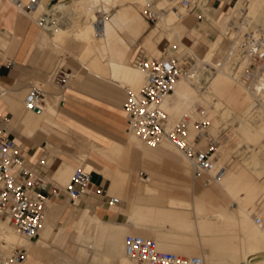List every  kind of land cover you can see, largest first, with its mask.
Returning a JSON list of instances; mask_svg holds the SVG:
<instances>
[{
  "label": "bare ground",
  "instance_id": "6f19581e",
  "mask_svg": "<svg viewBox=\"0 0 264 264\" xmlns=\"http://www.w3.org/2000/svg\"><path fill=\"white\" fill-rule=\"evenodd\" d=\"M112 1L116 0H69L50 5L49 0H41L35 10L26 14L35 23V17L39 13H50L52 22L46 30H39L52 42V39H56L60 45H64L66 41H75L80 48L82 62L95 61L98 65L104 62L111 79L135 86L136 89L142 79L144 83L143 70L136 65L111 61L106 55L104 43L107 24L104 26L103 20L104 14L110 12L109 4ZM145 1L152 8L151 16L156 20L159 18L160 23L155 27L158 33L156 50L162 53L166 48L162 42L169 43L177 37V25L187 11L184 13L182 6V9L175 7L173 0H164L160 3L163 7L158 9L150 0ZM190 2L194 7L197 3L208 7L207 0ZM165 7L168 12L159 11ZM79 9L84 17H81L78 23H72L71 16H76L75 10ZM97 10L100 12H96ZM98 18L101 19V25L96 33L93 22ZM75 19L73 21H76ZM70 24L72 27L68 26ZM218 24L223 26V31L213 37L207 50L200 55L192 53L191 57L195 60L192 66L193 74L180 75L172 91L160 101V107L167 113V129L172 128L183 115L188 114L189 118L183 120L186 122L189 138L196 133L194 119L208 121V134L213 133L217 137L222 133L220 139L218 138L220 142L216 149V164L223 168L213 180L228 198L237 200L234 211L228 210L226 205H223L225 202L215 201L213 196H208V201L201 188L197 191L191 189L190 199L170 197L163 206L133 202L124 209L129 217L124 222L103 219L99 216L101 214L97 215L98 212H91L84 207L68 223L54 228L50 221L52 219L48 217V220H44V215L34 242L19 234L8 219L3 217L0 219V248L5 254L18 245L25 253L22 264H78L88 255L85 248L88 247L91 248V254L87 258L89 263L86 264H129L132 259L123 251L122 234L126 231L153 238L162 250L186 256L197 254L204 264H264V61L254 66V77L244 80L242 75L251 60L239 47L240 42L245 41L251 45L260 44L259 52L264 51V0H233ZM224 36L229 38L231 43L219 60H213ZM186 49L190 50L187 47ZM99 67L104 71L102 66ZM138 90L128 92L137 93ZM47 98L51 99L48 96ZM43 101L42 97L39 108ZM45 110L48 111V108ZM132 133L134 135L131 136ZM132 133L129 135L130 140L137 146H140L141 142L151 146L167 144L177 150L183 158L182 167L179 168H182L181 173L184 174L188 170L184 160L191 166L189 160L166 138L162 137L152 144ZM136 137L141 142L136 141ZM204 141L205 138H202L201 143ZM88 147L113 158L119 151L122 153V147L113 142L106 146L98 141H88ZM125 148L122 149L123 153ZM76 153L81 160L84 154L79 151ZM119 153L118 156L121 155ZM116 166L114 162L109 161L100 171L110 178L108 191L116 193L119 199L124 200L127 191L124 185L128 179L125 176L120 178L121 171ZM144 190L155 191L147 185ZM255 215L260 219L259 222L255 221ZM92 224V231L80 239L85 246L77 248L74 257L57 251L55 242L59 235L69 230L82 235Z\"/></svg>",
  "mask_w": 264,
  "mask_h": 264
},
{
  "label": "crops",
  "instance_id": "0c3cea01",
  "mask_svg": "<svg viewBox=\"0 0 264 264\" xmlns=\"http://www.w3.org/2000/svg\"><path fill=\"white\" fill-rule=\"evenodd\" d=\"M218 1L219 4H223L221 7L218 4V7L211 10L208 7L204 9L206 12L210 10L209 16L212 15V18H218L217 24L229 6L227 9L222 8L233 0ZM139 2L138 0L125 1L104 14L103 24L104 26L107 24L105 51L107 58L111 61L133 65L132 51L138 39L140 47L146 46L153 51L156 48L158 33L155 27L157 20L155 19L152 26L147 28L146 20L140 16L137 10ZM49 4L58 3H52L49 0ZM194 12H196L195 9L192 13H185L183 21L181 20L179 26L177 25V37L170 41L172 44L181 45L179 49L181 56H187V54L191 56L193 52L200 55L207 50L213 40L203 34L195 45L186 42L189 39L187 32L189 31L190 34L195 30V28H190V18ZM73 16L75 14H72L71 17ZM71 19L74 23L75 18ZM103 32H105V27ZM0 45L2 46H0V111L6 116L5 128L9 136L16 142L25 164L32 169L34 174L38 173L36 163L43 160L42 173L47 181L48 191L57 192L56 195H50L48 201L51 207L48 211L49 219H52L50 221L54 224V228L68 223L84 207H87L91 212H98L97 215L101 214L99 216L103 219L124 222L127 218L124 209L133 202L163 206L170 197L189 199L170 193L163 195L159 193L158 178L154 176L156 169L152 167V160L160 158L161 154L173 156L178 164L180 162L179 169L182 167L181 161L183 160L181 159L183 158L178 157L176 151L166 145L151 146L141 142V145L137 146L131 142L130 132L125 131L127 130L126 114L119 105L122 88L126 87L128 92L129 85L111 79L104 62L99 63L104 71L95 61L82 62L80 60L81 51L75 41L69 40L64 45L52 42L27 14L18 11L7 0H0ZM186 47L190 50H187ZM61 49L68 51L82 68L76 73L80 80L71 81L67 89L64 90V95L62 93L63 98H61L60 91H51V93L44 91L41 108L26 111L22 101L29 83L33 82L32 80L36 77L44 78L46 75H50L60 59V54L57 52H62ZM76 50L78 51L76 52ZM165 50L166 48L162 53ZM84 77V81L93 88L94 93L80 89ZM47 96L53 99L51 100ZM65 98H67V103H64ZM43 107L48 108V111ZM52 111L54 112L52 113ZM124 131L126 136L123 138ZM88 141H98L106 146L113 142L119 144L122 149L128 147L124 150L125 154L121 149L122 153L118 152L121 155L118 156L117 153L113 158L92 150L88 147ZM77 151L84 154L81 160ZM109 161L114 162L115 166L117 164L116 168L121 171L120 178L125 176L128 183L131 173L136 171L137 166L141 165L148 171V175L142 177L144 182L135 181L132 183L131 189L127 187L125 199H119L120 201L118 200L114 205L109 204L107 200L109 195H113L108 191L110 178L104 176L100 171ZM79 163L89 167L87 170L90 173V184L88 190L72 202L64 187L71 175V169ZM181 169L180 171H182ZM125 171L129 174L127 175ZM145 185L155 191L145 192ZM208 186L201 190L210 192L207 189ZM65 234L66 242L69 240L74 242L77 235L74 230H69Z\"/></svg>",
  "mask_w": 264,
  "mask_h": 264
},
{
  "label": "built area",
  "instance_id": "2783aa9c",
  "mask_svg": "<svg viewBox=\"0 0 264 264\" xmlns=\"http://www.w3.org/2000/svg\"><path fill=\"white\" fill-rule=\"evenodd\" d=\"M8 1L25 14L35 10L41 2V0ZM178 1L188 13L195 9L191 6L190 0ZM145 14L147 18H153L150 9H145ZM52 20V15L47 12H41L35 17V23L41 30H46ZM100 25V18L94 20L96 33L99 32ZM239 47L251 60V64L245 68V74L242 75L244 80H249L255 76L254 66L263 63L264 51L259 52L260 44L251 45L245 41H241ZM191 60L192 57L189 55L183 58L148 56L139 49L132 62L143 70L144 83L137 93L127 92L122 109L126 114L128 131L152 144L162 137L166 138L189 160L193 175H203L208 182L217 177L223 168L216 164L218 141L209 138L208 121H195L196 133L189 138L187 125L183 119L167 129V113L160 107V101L172 91L179 76L185 73L193 74ZM69 75L70 72L62 66L51 73L52 81L60 87L66 84ZM43 95L41 83L30 82L22 101L24 109L38 110ZM5 122L6 116L0 111V217H6L11 226L23 237L32 239L37 236L41 227L49 196L56 195L57 192L48 191L47 181L42 173L43 160L36 163L37 174L25 164L16 142L6 131ZM202 138L206 139L204 145L201 144ZM89 184L90 173L76 166L64 190L74 202L88 190ZM107 200L109 204L114 205L119 198L109 195ZM259 220L256 217L255 221ZM123 251L135 264H204L202 258L197 255L186 256L159 249L153 238L139 234L127 233L123 236ZM24 257L25 253L19 247L13 248L7 254L0 248V264H22Z\"/></svg>",
  "mask_w": 264,
  "mask_h": 264
},
{
  "label": "rangeland",
  "instance_id": "374dc122",
  "mask_svg": "<svg viewBox=\"0 0 264 264\" xmlns=\"http://www.w3.org/2000/svg\"><path fill=\"white\" fill-rule=\"evenodd\" d=\"M55 1L56 0H54V2ZM125 1H129V0H116V1H112L111 3L109 2L112 5V6H110V4H109V7L113 8L115 4L124 3ZM150 1L152 2V4L155 5L156 9L163 7L162 4H160V3H162L164 0H150ZM196 1H198V0H196ZM113 2H114V4H112ZM172 2L174 3L175 7L179 8V9L181 8V5H180L178 0H173ZM55 3H58V4L63 3V0H60L59 2H55ZM148 4L149 3H147V1L144 2V0H141L139 2L138 7H137V10H138L140 16L144 20H146V22H147V28L151 27L153 22L155 21V18L149 19V18H147L146 14H145V9L148 8V9L152 10V8ZM218 4H219L218 0H209L207 6L211 10V9H213L215 7H218L217 6ZM231 4H232V2L229 5L228 4L225 5V7H223L222 9H227V7L230 6ZM222 5L223 4H219L220 7ZM203 8L206 9L207 8L206 5H202L200 3H197L196 7H195L196 12H194L192 17L190 18V21H191L190 28H195V30L192 33H190V34H189V31L187 32L188 35H189V39H187L186 42H188V44L195 45L198 42V40H200V38L202 37L203 34H206L209 38H213L216 34H219L221 31H223V26H221V25L216 23L218 18L217 17L216 18H214V17L212 18L211 16H209L210 10H209V12H206V11H204ZM182 10H183L184 13L186 12V10H184V9H182ZM159 11L168 12V9L165 7L163 9H161V10L159 9ZM75 12H76V16H73V18H76L75 19L76 21H74V23H78L79 20L81 19V17H84V15H83V13L81 12L80 9L79 10H75ZM96 12H100V11L97 10ZM189 13H192V12H189ZM169 17H170V15H169ZM169 17L166 19L167 21L169 20ZM158 19L159 18H157L156 25L160 23ZM70 27H72V25ZM48 39H49V37H48ZM52 40H54V43L57 42L56 39H52ZM138 40L135 42L136 43L135 46H133L132 56H134L139 49H142V51H144L146 53V55L153 56V57L165 56L166 54H168L169 56H176V57L181 56V54L179 53V49L181 48V45H179L178 43L172 44L170 42L168 44V46L166 47L165 52L159 53L156 50V48H154V51H153V49L146 48V46L144 48L140 47L139 43H138ZM167 43H168L167 41H164V42H162V45L166 46ZM230 43H231L230 39L226 38V36H224L222 41H221V44L219 46L218 52H216L215 55L213 56V60H216V61L219 60V58H221V56L223 55V52L228 48ZM65 44H67V41L65 42ZM142 45H144V44H142ZM77 51L78 50H76V52ZM184 51H186V49H184ZM57 53L60 54V59L58 60V62L55 65V67L53 68L52 72H54L55 69L58 68L59 66H62L63 68L67 69L70 72V76H69V80H68L66 86H64L62 88V87L58 86L57 84H55L52 81V76H51L52 72L50 73V75H46L44 78L36 77L32 81L34 83L40 82L41 86H42V89L44 91L48 90V91H52L53 92V91H56V89L58 91H61V98H63V95H64L63 92H64L65 89H67V87L69 86L71 81L74 80V79L78 80V81L80 80V78L77 77L76 73L82 68H80V66L77 64V62H75V60L70 56L68 51L62 50V52H57ZM184 56H186V55H183L180 58H183ZM131 61H133V57H132ZM190 63L191 64L195 63V60H194L193 57H192V60H191ZM85 77L82 79V83L80 84L81 85L80 89L83 90V91L89 92V93H94L95 91H93V88L89 87L86 84V82L84 81ZM142 81H143V79L140 81L141 83L136 85V89H135V86L129 85V90H131L133 92H136L140 88V86L142 85V83H143ZM62 93H63V95H62ZM127 95H128L127 94V88L123 87L122 88V98L120 99V102H119L120 103L119 104L120 108L122 107L123 101L127 98ZM98 102H100V101H98ZM64 103H67V98L64 99ZM56 104L58 105V103H56ZM100 104H103V103L100 102ZM197 109L199 110L200 108L197 107ZM183 116H182L183 117L182 119H185V118L188 119L189 118L188 114H185ZM182 119H180V120H182ZM195 121H196V119L193 120V124H194ZM172 126H174V125H172ZM167 127H169V126H167ZM125 131L128 132L127 130H125ZM125 131L122 134L123 138L126 136V132ZM131 133L132 132H130V134ZM221 134H219L217 137H215V134L211 133V134H208V136H209V138H213L215 140H218V145H219V142H220L219 139H220V135ZM132 135H134V134L132 133L131 136ZM211 135H214V136H211ZM137 138L138 137H136V139ZM72 139L74 140V137H72ZM138 140L141 142V140L139 138L136 141H138ZM205 142H206V139L201 144L204 145ZM229 143L232 144L231 141ZM164 145H167V144H164ZM167 147H169L170 149L174 150L171 146L167 145ZM175 151H176V154H177L178 157L181 156V154L179 152H177V150H175ZM152 162H153V164H152L153 166L152 167L154 169H156L154 176L158 178V183H159L158 187H159V193L160 194L163 195V194H169L170 193L171 195L184 196V197L190 199V194H189L190 187H191V189H194L195 191H197L198 189L206 187V186L209 185L208 186V190H210V192H204V195H203V196H205V198L208 201H210V199H208V196H213L215 201H217V202H221L222 201L221 203L225 202L226 204L223 203V205H226L228 210L231 209L230 210L231 212H233L235 207L237 206V204H238L237 200L228 198L223 193V191L216 185L215 180H213V179L209 180L208 181L209 184H208L206 179H205V176H203V175L194 176L193 173H192L191 166H189L188 163L185 160H184V163H185V165H186V167L188 169L187 170L188 172L187 171L184 172V175H181V171L178 169V161L173 156H169V155H166V154H161L160 158H155V159L152 160ZM77 166H79V167H81V168H83L85 170L89 169L88 166L83 165L81 163H79ZM73 169H71V170H73ZM140 172H143V173L140 174ZM147 175H148V171L145 168H143L141 165H139V166L136 167V171L131 173V178L129 180V183L127 182L124 186L128 187V189H131L133 187V185H131L132 183H134L135 181L144 182V180H142V177H146ZM109 192L112 193L114 196H118L114 192H111V191H109ZM46 206L47 207L45 208V219L44 220H46V219L48 220V217H49L48 208H51L48 203H47ZM126 217L129 219L128 216H126ZM255 217H257V215H255ZM1 218H3V217H0V219ZM128 219H126V221ZM51 224L54 225L52 222H51ZM93 226H94V224H92L86 230H84L82 235H76L74 242L72 240H69V241L66 242V234H65V232H63L61 235H59V238L55 242L57 251H62L64 253H66L67 255H69L70 257H72L74 255L75 251L77 250V248H79L80 246L81 247L85 246L84 244H82L80 242V239H81V237L86 236L88 233H90L92 231ZM236 232H238V230ZM126 233L127 232L125 231L124 234H122V238H123V236ZM36 238L30 239V241L34 242V240ZM14 247H19V248L23 249L21 246H18V245H15ZM85 248H87V254L88 255L86 256V258H85V260L83 262L79 261L78 264L89 263V259H87V258H89L90 254H91V248H89V249H88V247H85ZM193 254H195V253H193ZM195 255H197V254H195ZM108 262H110V261L108 260ZM50 264H56V263L55 262H51ZM129 264H134V261L130 260Z\"/></svg>",
  "mask_w": 264,
  "mask_h": 264
}]
</instances>
